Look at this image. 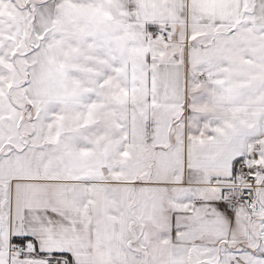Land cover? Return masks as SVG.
<instances>
[{
  "label": "snow or ice",
  "instance_id": "obj_1",
  "mask_svg": "<svg viewBox=\"0 0 264 264\" xmlns=\"http://www.w3.org/2000/svg\"><path fill=\"white\" fill-rule=\"evenodd\" d=\"M0 264H264V0H0Z\"/></svg>",
  "mask_w": 264,
  "mask_h": 264
}]
</instances>
